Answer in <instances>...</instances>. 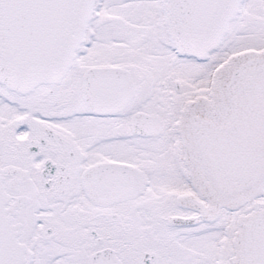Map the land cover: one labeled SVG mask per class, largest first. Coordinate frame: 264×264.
I'll return each instance as SVG.
<instances>
[{"label": "snow or ice", "instance_id": "1", "mask_svg": "<svg viewBox=\"0 0 264 264\" xmlns=\"http://www.w3.org/2000/svg\"><path fill=\"white\" fill-rule=\"evenodd\" d=\"M0 264H264V0H0Z\"/></svg>", "mask_w": 264, "mask_h": 264}]
</instances>
